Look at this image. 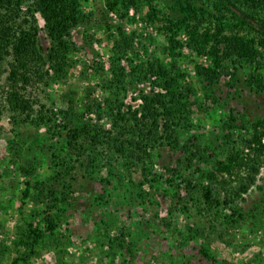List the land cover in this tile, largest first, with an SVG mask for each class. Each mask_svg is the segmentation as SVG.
Wrapping results in <instances>:
<instances>
[{
	"label": "trees",
	"instance_id": "obj_1",
	"mask_svg": "<svg viewBox=\"0 0 264 264\" xmlns=\"http://www.w3.org/2000/svg\"><path fill=\"white\" fill-rule=\"evenodd\" d=\"M111 2L107 4L108 12L118 13L117 6L123 0ZM156 2L165 0H146L147 19L161 22V32L171 48L178 44V34L185 33L197 53L201 51L210 57V65L196 71L204 92H211L223 77L236 83L237 67L249 65L259 69L264 63V18L259 14L264 0H176L163 10L154 7ZM83 3L0 0V123L7 115L15 133L14 139L6 138L7 150L14 159L21 156V146L15 141L20 132L16 129L44 128L46 139L38 147L39 156L43 161L48 158L52 168L47 183L31 186L25 182L23 201L34 189L36 194L45 192L52 204L47 202L44 210H32L16 227V243L24 247L25 257H17L11 264L26 263L45 237L57 232L65 207L73 201L78 173H83V178L98 180L108 193L100 201L111 199L109 192L119 191L131 205L152 206L153 189L167 191L180 180L179 187L188 189L192 202L180 210L181 204L176 202L159 224L171 228V220L178 211L192 212L205 226L187 228L188 238H206L209 231L217 241L230 246L225 238H231L232 231L245 222L240 200L256 184L264 168V132L253 125L252 132L239 133L226 156L210 169L205 156L195 151L194 137L184 141L191 128L189 99L193 89L184 83V75L174 63L167 65L159 58L140 60L135 53V35L125 34L119 24L114 32L108 28L112 43L109 77L98 85L101 97L90 99V93L87 103L79 107L66 97L65 107L56 112L50 109L40 95H45L52 84L65 82L73 67L71 58L78 52L73 31L86 21ZM119 18L122 21L124 16ZM204 25V32L198 36V27ZM42 31L49 44L46 49L39 41ZM142 49L148 52L145 46ZM257 80L251 74L248 83L260 84ZM140 84H147L150 92H137L132 98L137 106L127 105L129 90ZM2 133L0 128V139ZM181 146L191 162L198 163L196 167L179 162L172 169L154 170V153L163 147L177 150ZM76 168L79 171L73 173ZM218 177L225 179L220 182ZM146 184L152 191L145 189ZM110 230L102 219L95 235L100 251L113 257L116 250L124 248L125 241L123 237H112ZM202 254L210 259L207 251Z\"/></svg>",
	"mask_w": 264,
	"mask_h": 264
},
{
	"label": "rangeland",
	"instance_id": "obj_2",
	"mask_svg": "<svg viewBox=\"0 0 264 264\" xmlns=\"http://www.w3.org/2000/svg\"><path fill=\"white\" fill-rule=\"evenodd\" d=\"M83 1L82 12L86 21L73 31V41L78 49L71 58L73 67L68 71L65 82L52 84L45 95H40L50 109L56 112L65 107L63 98L66 97L73 100L77 107L87 103L90 93V99L101 97L98 85L109 77L112 43L108 28L111 27L114 32L115 26L120 25L125 34L135 35V53L140 60L159 58L164 64L174 63L184 75V83L193 89L194 93L189 99L192 129L185 133L184 141L189 136L194 137L192 143L196 146L195 151L205 156L210 169L217 167L226 156L239 133L252 132L253 125L264 132V63L259 69L249 65L237 67L236 83H231L229 77H223L218 86L206 93L202 90L196 71L200 66H209L210 57L201 51L197 53L189 35L185 33L178 34L175 39L178 44L172 49L161 32V22L147 19L149 8L146 0H123L122 5L117 6L118 13L108 12L107 4L112 3L111 0ZM174 1L156 2L154 7L163 10ZM124 3L126 5L123 6ZM259 14L264 18V8ZM120 16H124L122 21ZM38 23L42 28V21L38 19ZM206 26H199L196 34L201 36ZM39 41L44 49L48 48L43 31ZM144 46L147 53L142 49ZM123 65L126 66V63ZM251 74L258 78L260 84L249 85ZM140 91L149 93L150 87L147 84L133 86L125 103L137 106L132 98ZM0 128L3 132L0 139V264H11L15 258L25 257L24 247L16 243V227L32 210H44L47 202L50 203L45 192L36 194L34 189L23 201L25 182L28 181L31 186L38 182L47 183L52 168L48 158L43 161L39 156V148L46 139L44 128H15L20 132V137L15 138L21 146L18 159H14L7 150L6 138L12 140L15 135L7 115L3 117ZM152 156V166L158 172L172 169L179 162L194 167L198 164L191 162L184 152V146L177 150L163 147ZM78 171L76 168L72 172ZM76 176L73 201L65 207L57 232L52 237H45L41 246L23 264H264V168L257 176L256 184L240 200L245 222L232 231L231 238H225L230 246L217 241L209 231L206 238H188L187 228L195 230L205 226L192 212L178 211L175 219L171 220V228L159 224L160 219L168 215L170 206L177 202L181 204L178 207L180 210L181 206L192 202L188 189L179 187L180 180H176V185L167 191H152L146 184L145 189L153 193V205L148 206L127 203L119 191L109 192L111 199L100 201V197H107L108 193L98 180L83 178V173ZM218 179L223 182L225 178ZM109 191H112V187H109ZM102 219L109 224L112 237H123L125 241L124 248L116 250L113 257L107 256L98 247L95 231ZM203 250L207 251L210 259L203 257Z\"/></svg>",
	"mask_w": 264,
	"mask_h": 264
}]
</instances>
